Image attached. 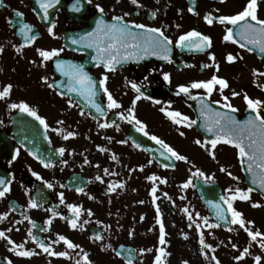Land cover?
Listing matches in <instances>:
<instances>
[{
    "label": "flooded vegetation",
    "instance_id": "1",
    "mask_svg": "<svg viewBox=\"0 0 264 264\" xmlns=\"http://www.w3.org/2000/svg\"><path fill=\"white\" fill-rule=\"evenodd\" d=\"M246 2L138 0V5H134L131 0H57L45 18L40 0H0V48L3 49L0 51V91L4 86L12 85L10 95L0 100V179L5 182L0 185V191L5 187L8 189L0 197V231L15 244H24L26 250L36 253L31 257L18 256L11 250L14 244L0 238V264H8V261L11 264H77V261L85 264V253L91 264L101 263L107 255L118 264H128L117 255V249L122 246L134 248L137 261L133 264H139L142 252L131 243L130 236L140 235L144 245L148 243L147 232L151 235L157 232L156 237L160 236L162 222L167 236L173 228V232L187 237L191 230L188 214H192L195 181L204 180L193 173L200 169L210 177L209 154L211 157L214 154L215 159L224 157L225 153L238 156V149L233 145L221 142L213 149L208 143L215 135L204 126L201 97L212 109L228 112L235 119L252 113L244 100L245 94L264 101V76L254 75V70L264 72V53L255 45L241 48L239 43L223 40L228 27H233L234 35L238 32L237 27L218 22L209 25L203 19L209 13L236 14ZM97 5L104 9L103 13ZM258 5L257 16L264 19V0H258ZM189 8L194 11L190 12ZM116 16H122L123 21L129 22L134 29L132 22L146 28H161L172 41L168 59L159 55L142 62L128 59L116 65L115 71H107L103 62L96 59V49L86 47L87 41L72 43L74 39L79 41L94 32L99 20L115 23L113 18ZM24 24L31 26L30 35L35 36L30 44L19 31ZM191 30L210 36L212 46L204 50L177 47L178 37ZM235 38L239 41L238 36ZM52 49L62 51L49 60L39 55L38 50ZM229 53L237 57L234 62L226 61ZM210 54L215 55V62L209 59ZM57 61L82 66L97 82L95 102L105 110L104 115L97 112L86 97L69 90V77L57 69ZM204 64L213 66L204 68ZM214 64L219 65L218 71ZM165 74L169 76L168 80L164 79ZM213 75L227 80L229 86L223 94L218 85L210 96L204 89H191L190 94L179 93L180 85L208 80ZM104 76H107L106 87L120 108H107V96L99 87ZM133 83L143 93L135 102L134 114L145 125L149 136L138 131L135 122L129 123L116 115L120 112L127 115V109L140 95L132 87ZM233 92L239 95L233 96ZM225 96L237 111L224 107ZM20 102L27 103L44 117L48 129L34 117L10 107L12 103ZM168 112H179L196 123L190 127L184 121L177 124ZM260 114L264 116V108L260 109ZM113 120L116 124L111 123ZM103 123L110 126L101 128ZM68 132L75 135L65 138ZM153 135L187 160L161 155L166 150L150 139ZM197 140L201 144H197ZM137 144L140 147H136ZM60 148L65 149L63 154L59 152ZM195 158L202 163H194ZM45 163L50 166L45 167ZM226 172L220 174L230 177ZM239 172L241 174V169ZM153 175L159 179L149 180L148 177ZM189 179L192 184L184 188L183 184ZM213 181L221 185L225 194L223 182L212 177L210 182ZM119 184L124 186L111 190V185ZM237 185L249 189L244 177ZM153 186L157 189L155 203ZM33 201L37 204L35 208L31 207ZM147 203L151 204L153 214L147 211ZM68 205L80 208L78 218ZM185 208L188 213L184 212ZM207 215L208 223H217L210 214ZM72 219H76L78 225L75 229L69 224ZM237 226L233 225L231 229L237 228L248 236ZM205 227L213 231L227 229L221 224L215 228L205 224ZM59 235L79 247L69 249L62 241L56 242ZM97 235L101 239L97 240ZM33 236L51 245L55 252L66 251L68 256H51L43 252ZM182 246L186 247V243ZM260 256L264 259V252Z\"/></svg>",
    "mask_w": 264,
    "mask_h": 264
},
{
    "label": "snow or ice",
    "instance_id": "2",
    "mask_svg": "<svg viewBox=\"0 0 264 264\" xmlns=\"http://www.w3.org/2000/svg\"><path fill=\"white\" fill-rule=\"evenodd\" d=\"M54 2L57 0H40V7L44 10L45 18L48 15V9L53 7ZM223 2V0H221ZM131 3L134 5H138V0H131ZM99 11L103 13L104 9L97 5ZM258 0H247L246 4L244 5L243 9L236 14L233 15H213L211 13L206 14L203 19L206 21L207 24L212 25L214 22H218L221 25H232L238 28V32L234 35L233 27H228L226 30V34L223 37L224 41H231L233 43H239L241 48H247L248 45H255L261 53H264V19H259L257 16L258 11ZM190 12H193V8H189ZM218 11V10H217ZM21 15V13H18ZM155 16V13H152ZM116 22L115 23H106L103 19L97 22V26L94 32L88 33L85 37H81L79 41L73 40L72 43H86V47L95 48L97 51L96 59L101 60L103 62V66L107 71H115L116 65L121 64L122 62L133 59L139 58L144 55H159L163 59H168V53L170 52V45L172 41L169 39L168 36L164 34V31L159 28H146L143 24H135L132 22V26L136 29H142L141 32H136L132 30L130 27L129 22H124L122 16H116L113 18ZM255 22V23H252ZM54 27V26H53ZM20 33L23 35L26 43H31L35 40V36L30 35L32 29L31 26L28 24H24L20 29ZM49 33H52V28L48 29ZM235 36L239 37V41L235 38ZM243 41V42H240ZM176 46L181 48H194L196 50H204L210 48L212 46V41L210 36L202 34L197 30L188 31L182 35H180L176 41ZM251 50V49H249ZM0 51H3L0 48ZM19 51V49H18ZM39 55L44 60L52 59L53 57L59 56L60 51L62 49H52V50H38ZM209 59L215 62V55L210 54ZM237 59L236 56L229 53L226 56V61L231 63ZM213 65L204 64L202 67L207 68ZM216 70H219V65L214 64ZM57 69L64 75L69 77V90L74 92H79L80 95L86 97L91 106L96 109L101 115L105 114V110L95 102L96 97V87L97 82L93 80V78L84 71L83 67L76 64H71L65 61H57L56 63ZM264 76V72L257 73L254 70V75ZM45 82L47 78H43ZM165 80L169 79V76L165 74ZM107 76H104L103 79L99 81V87L103 90L104 94L107 96V108L108 109H116L120 108L121 105L117 102V100L113 97L112 93L106 87ZM219 86V91L223 94V90L227 88L228 82L226 79L218 77L217 75H213L208 80H200L194 81L191 84L185 86H179V93L190 94L191 89H204L206 94L209 96L214 90H217L216 86ZM52 87V85H49ZM132 87L140 93L135 100L133 101V106L127 109V115L124 112L117 113L120 119H126L129 123L135 122L138 126V131L143 132L145 136H149V133L145 131V125L136 118L134 114V107L136 100H139L143 93L140 92V88L137 87L135 83L132 84ZM12 89V85L8 84L4 86L3 90L0 91V100L5 99L10 95ZM178 93V94H179ZM233 96L239 95L237 92L232 93ZM150 99V97H145ZM195 99V97H192ZM226 103L224 107L230 109L232 112L237 111V109L233 108L230 102L228 101V97H223ZM244 100L248 106V108L255 113L254 116L249 117L248 120L244 122L237 121L232 115L228 112H219L210 107L208 103H206L201 97V116L205 120V128L207 131L212 132L215 135V139L209 141L208 143L214 149L218 143H225L229 145H233L235 148L238 149V155L240 158V163L242 167L246 164L247 172L251 173L253 176V183L258 184L261 189H264V116L260 114V109L264 108V101L259 99H252L247 94L244 95ZM158 102V101H157ZM12 109H19L23 113H27L29 116L34 117L35 120L39 121L41 125L45 129H48L49 125L46 123L44 117L40 116L35 109L29 106L25 102L20 103H12L10 105ZM164 111V109H161ZM83 114V113H81ZM167 115L171 117L175 123L180 124L182 121L187 122V125L190 127L191 125L195 124V120H189L187 116H182L179 112H168ZM62 123V122H58ZM112 124H116V121L113 120ZM110 124L103 123L100 124L101 128H107ZM59 131V130H57ZM75 133L68 132L67 137L74 136ZM183 135V133H181ZM150 139L156 141L157 144L161 145L165 152H162L161 155H166L167 158H175L179 161H186L187 158L177 153L173 148L167 145L162 139H159L156 136H151ZM123 143V141H122ZM197 144H201L200 140L196 141ZM136 147H140L139 144ZM101 151H105V149H100ZM65 151L64 148H60L59 152L63 154ZM116 159L115 156L112 157ZM213 158L214 154H213ZM41 163H44L42 160ZM87 163V161H85ZM45 167L50 166L48 163L44 164ZM168 167V165H164ZM107 172V170H105ZM221 171H224L221 168ZM193 175L198 177H203L205 182H210L212 177L206 176L203 171L197 169ZM228 175L231 176L229 172ZM97 179H100L97 177ZM149 180L156 181L159 178L155 175L149 176ZM162 183H166V181H161ZM5 182L4 180L0 179V185H3ZM192 184L191 179L183 184L184 188H188L189 185ZM123 184L119 185H111V190H115L116 187H123ZM48 187H51L49 184ZM253 189L249 188L246 191H242L240 189L235 190V193L230 197H221V200L224 204L227 205V210L225 211L221 204L214 203L213 207L216 210V216L218 220L225 221L231 225H238L241 229H243L248 237H250L251 241L258 242L261 249H264V233H261L259 230L253 231L248 225L254 224L253 221L248 220L246 221L243 217V213L238 211L236 208L233 207V201L236 199H240L242 201H247L250 199L249 193L252 192ZM8 189L5 187L2 191H0V197H3L5 192ZM157 189L155 186L152 188L153 193V202L155 203V193ZM61 198L63 197V193L60 194ZM165 195H167L165 193ZM259 204H253V207H259ZM31 207H37L35 201L31 203ZM68 208L74 214L75 217L80 216V208L76 205H68ZM185 213H188V209H184ZM157 213L159 214V208L157 207ZM228 213L231 214L229 219ZM91 215V213L89 212ZM198 215V214H197ZM189 221L193 220V216L191 213L188 214ZM204 223L209 228L220 227L219 223L210 224L208 223V218H202ZM70 226L75 229L77 228L76 219H72L69 221ZM192 226L191 224L189 225ZM197 229H200V224H195ZM232 229L230 228L229 231ZM8 231H11L9 229ZM29 236H32V233H28ZM0 238H4L8 240L9 244H14V247L11 249L16 253L18 256L22 257H31L32 255L36 254L31 250H26L24 248V244H15L14 241L9 239L4 231H0ZM187 238V237H185ZM96 239L99 240L101 237L99 235L96 236ZM33 240H36V237L33 236ZM62 241L67 248L75 249L78 248L79 245L73 243L70 239L66 238L63 235L58 236V241ZM39 247L43 250V252L48 253L51 256H59V257H66L68 253L66 251L62 252H55L51 249V245L45 244L43 241L36 240ZM159 242L161 245L165 244V229L164 225L160 223V236ZM199 243L203 249H209L212 246L205 243L204 234L203 232L200 233ZM233 248L237 246L235 244L232 245ZM19 249V250H18ZM148 251H151L150 249ZM160 255H157L155 258V264H162L161 257L166 255L163 248L159 249ZM249 253V248L245 247L241 255L235 257L236 260L243 259L246 254ZM117 255H120L118 252ZM215 260L216 264H220L219 260H217L214 256L212 257ZM85 264H91V261L88 260L87 254L84 255ZM256 264H260L261 257L258 255L255 257ZM8 264H11V261H8ZM77 264H80L77 261ZM131 264V261H130ZM187 264V261L184 262Z\"/></svg>",
    "mask_w": 264,
    "mask_h": 264
},
{
    "label": "rangeland",
    "instance_id": "3",
    "mask_svg": "<svg viewBox=\"0 0 264 264\" xmlns=\"http://www.w3.org/2000/svg\"><path fill=\"white\" fill-rule=\"evenodd\" d=\"M264 99V97H263ZM194 156L197 154L193 152ZM209 175L210 177L217 178L219 182H223L225 187V197H230L235 193V190L240 189L246 191L243 187L237 185V181H240L242 177V172L240 174V163L239 158L234 153H225L222 158H213L209 154ZM218 157H221L219 155ZM194 163H202L197 161L195 158ZM217 171L213 170L214 166ZM220 165H222L226 173H231L233 177H225L221 175ZM240 175V179H239ZM233 184V185H231ZM250 199L247 201H242L240 199L234 200L233 207L238 211L243 213V217L248 221L251 220L254 224L249 225L253 230H259L264 233V200H262L257 194L249 193ZM253 204H259V207H253ZM147 205V211L152 212L151 204ZM163 210V207H159ZM191 212L193 220L195 223L191 222V230L187 235V240L182 234H177L173 232V228L170 229L169 234H165L166 243L161 245L159 243V236L156 237L157 232L145 234V239H148V243H143L140 241L141 236L135 235L130 236L131 243H134L139 250L142 252V261L139 264H155V258L160 255L159 249L163 248L166 255L161 257L162 264H216L215 260L212 259L214 256L219 260L220 264H256L255 257L260 256L264 252L261 249L258 242L251 241L250 237L246 236L241 230L237 228L229 231L228 229L221 231H213V229L208 230L205 227L204 220L202 218H207L209 212L203 208V204L200 201L196 191L194 190L193 199L191 202ZM198 214V215H197ZM200 224V229H197L195 224ZM172 225V221L170 222ZM238 227V226H237ZM203 232L205 243L211 245L209 249H203L199 243L200 233ZM186 243V247L182 244ZM235 244L237 247L233 248L232 245ZM245 247L249 248V253L244 256L243 259L236 260L235 257L241 255ZM151 251H148V250ZM260 264H264V259L262 256ZM97 264H118L116 260H112L108 255L105 259H102L101 263Z\"/></svg>",
    "mask_w": 264,
    "mask_h": 264
},
{
    "label": "water",
    "instance_id": "4",
    "mask_svg": "<svg viewBox=\"0 0 264 264\" xmlns=\"http://www.w3.org/2000/svg\"><path fill=\"white\" fill-rule=\"evenodd\" d=\"M136 32H141L142 30L139 29H135ZM239 39V37H238ZM243 42V41H240ZM145 57H149V55H144L141 56L139 58L145 59ZM243 122V121H241ZM37 140V139H35ZM243 168V172L246 176V182L247 185L255 190L256 192H258L261 197L264 198V189H261L259 187L258 184H254L253 181V176L251 173L247 172L246 170V164L242 167ZM196 191L198 193V195L200 196V198L202 199L203 203L205 204V206L208 208V210L210 211L211 216L217 220L218 222H220L221 224L230 227L231 224L225 222V221H221L218 220L217 216H216V210L213 207L214 203H219L222 205L223 209L226 211L227 210V205L223 203V201L221 200V197L223 196L222 193V188L217 185L216 183H208V182H204V181H198L197 186H196ZM229 219L231 217V214L228 213ZM118 252L120 253L121 256H123L127 262L133 263L136 260V255L134 254V250L130 247H120L118 249Z\"/></svg>",
    "mask_w": 264,
    "mask_h": 264
}]
</instances>
